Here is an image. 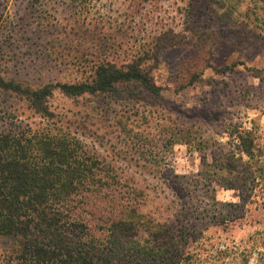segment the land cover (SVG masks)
<instances>
[{
	"label": "rangeland",
	"instance_id": "obj_1",
	"mask_svg": "<svg viewBox=\"0 0 264 264\" xmlns=\"http://www.w3.org/2000/svg\"><path fill=\"white\" fill-rule=\"evenodd\" d=\"M260 6L256 0H9L0 70L38 88L84 79L100 58L122 65L143 56L164 101L152 116L140 108L141 119L126 120L142 139L126 141L118 133L120 116L129 114L125 102L68 99L56 90L48 100L55 122L110 163L125 192L137 190L143 214L186 238L192 263L239 264L247 257V264H261V195L240 181L225 187L235 175L218 173L223 162L246 160L235 139L239 128L257 130L264 141ZM166 30L177 45L154 64L149 49ZM13 122L36 127L44 121L24 101L0 93V129ZM172 133L185 134L187 145H164ZM10 252V243L0 239V264Z\"/></svg>",
	"mask_w": 264,
	"mask_h": 264
},
{
	"label": "trees",
	"instance_id": "obj_2",
	"mask_svg": "<svg viewBox=\"0 0 264 264\" xmlns=\"http://www.w3.org/2000/svg\"><path fill=\"white\" fill-rule=\"evenodd\" d=\"M8 3L0 5V31ZM256 3L264 10V0ZM175 38L171 30L162 32L147 60L157 64L160 52L177 45ZM142 58L122 65L100 58L84 79L38 88L7 79L0 70V93L24 101L44 121L36 127L13 122L0 129V239L11 245L7 264H194L186 238H177L168 222L143 214L135 199L137 190L125 192L120 174L77 133L58 126L48 105L56 90L68 99L88 96L110 104L125 102L129 114L120 116L118 133L128 137L126 141L142 139L143 132L133 134L126 120L139 119L140 108L150 109L147 114L152 116L164 101ZM232 68L233 64L228 69ZM235 134L246 160L223 162L218 173L235 175L225 187L240 181L243 187L257 189L264 203V141L252 128H239ZM185 137L172 133L164 145H187ZM124 193L129 197L119 199ZM247 263L243 257L239 264Z\"/></svg>",
	"mask_w": 264,
	"mask_h": 264
}]
</instances>
